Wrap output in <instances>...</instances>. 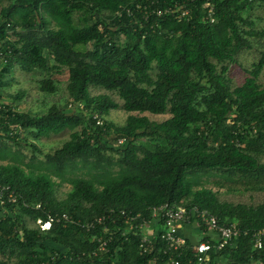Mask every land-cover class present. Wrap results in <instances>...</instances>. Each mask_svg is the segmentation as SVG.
<instances>
[{
    "label": "trees",
    "instance_id": "obj_1",
    "mask_svg": "<svg viewBox=\"0 0 264 264\" xmlns=\"http://www.w3.org/2000/svg\"><path fill=\"white\" fill-rule=\"evenodd\" d=\"M8 1L0 11V102L15 66L49 75L66 69L69 102L36 114L4 102L0 186H9L7 193L16 200L0 205V264H164L160 233L145 252L138 233L123 240L114 229L111 253L92 257L103 227L87 231L83 226L111 208L151 218V207L166 202L198 205L221 222L236 220L248 232L222 250H211L204 264H219L221 257L231 264H264V248L254 249L252 240L253 232L264 227V201L222 200L204 182L211 169L255 174L262 180L247 182L242 191H264V49L247 68L243 84L233 88L228 77L237 54L264 39V29L244 15L264 0ZM179 2L186 3L181 11L157 15ZM206 2L214 9V21ZM184 9L188 14L179 18ZM38 83L41 91H58L50 77ZM94 88L106 91L93 94ZM23 95L22 90L13 100ZM70 104L75 108L69 110ZM120 106L130 112L124 124L105 118ZM167 111L170 116L163 121L144 114ZM65 129L74 131L45 159L25 162L14 147L24 141L36 150L26 134L40 138ZM83 168L88 176L70 175ZM64 183L71 189L59 199ZM219 187L236 191L232 185ZM63 213L71 220L54 221L48 230L37 225L39 218ZM209 238L200 235L196 241ZM196 251L187 238L181 264L195 261Z\"/></svg>",
    "mask_w": 264,
    "mask_h": 264
},
{
    "label": "built area",
    "instance_id": "obj_2",
    "mask_svg": "<svg viewBox=\"0 0 264 264\" xmlns=\"http://www.w3.org/2000/svg\"><path fill=\"white\" fill-rule=\"evenodd\" d=\"M181 4L185 2L176 3L174 6H167L165 9H159L156 11L158 16L163 15L170 11H181L183 7ZM206 5L210 7L211 21H214L213 7L210 2H206ZM140 7V5H138ZM181 7V8H180ZM143 18L148 20L150 13L144 8ZM129 15L134 12L131 8L127 10ZM121 14V13H120ZM188 14V11L184 9L179 15V18H184ZM4 101L0 102V113L4 109ZM69 110L74 109V105H69ZM93 118L98 125L102 124V119L99 113H95ZM11 128L21 129L20 126H11ZM9 186H0V205H4L5 201H15L13 193H7ZM9 194V197H8ZM7 196V198H6ZM37 208L41 205L37 204ZM151 218L144 216L141 212L133 213L126 209L111 208L108 212L96 216L91 220L84 223L87 231H93L97 227H103V234L96 236V245L94 249L89 253L92 257L99 255H108L111 253V243L113 241L112 230L121 231V237H126L129 233L136 232L141 238L140 247L149 252L147 245L154 244V237L157 233H160V238L164 243L162 258L164 264H181L180 256L182 255L183 246L187 244V237L182 232V226L185 224H195L201 230V236L209 235V240H199L193 242L196 246V258L195 261H190V264H204L208 253L215 249L216 251L232 245L234 240L241 234H248L247 231H243L236 220H225L223 222L210 212L208 209L200 208L198 205H185V204H173L162 203L160 205L152 206L150 209ZM70 216L67 213H63L61 217L51 216L49 219L44 220L42 218L37 219V225L43 230H48L52 227L54 221H69ZM117 226V228L115 227ZM125 238H123L124 240ZM253 248H264V227L255 230L253 232ZM213 241V242H211ZM148 243V244H146ZM120 244V243H119ZM120 249V247H118ZM116 252L117 249H114ZM156 258L151 260V263L156 262ZM155 264V263H154Z\"/></svg>",
    "mask_w": 264,
    "mask_h": 264
},
{
    "label": "rangeland",
    "instance_id": "obj_3",
    "mask_svg": "<svg viewBox=\"0 0 264 264\" xmlns=\"http://www.w3.org/2000/svg\"><path fill=\"white\" fill-rule=\"evenodd\" d=\"M9 4L8 0H0V11L3 7ZM245 16H249L251 20L255 23V28L258 30L264 29V3H256L253 7L244 13ZM256 42V41H255ZM91 45H89L90 47ZM264 49V39L255 43V46L251 49H242L236 56V61L229 63L228 77L230 78V83L232 87L239 86L244 83L248 74L247 68H250L254 62H256ZM221 65H219L220 67ZM156 70L153 71L155 75ZM50 77L57 82L58 91L55 93H47L41 91L38 81L42 78ZM9 78H13L11 85L5 87L1 91V98L6 104H13L17 110L28 111L30 113H43L45 112L53 103H59L66 105L69 102V95L67 91L68 83V71L63 69L59 72L53 73L51 75L40 73H27L21 70L18 66H15L13 73L9 75ZM260 82L264 85V70L260 75ZM24 91V95L20 100H13L14 94H18L20 91ZM105 89L94 88L92 90L93 94L103 93ZM116 100L122 102L117 93L111 92ZM13 107V108H14ZM130 112L126 111L122 106L117 109L110 111L109 115L105 116L106 119L113 121L116 124H124L127 120ZM148 115L151 119L157 121H163L170 116L169 111L162 114H151L144 113ZM81 127L75 130H80ZM5 131V130H4ZM74 130L65 129L58 134H51L46 137L34 138L26 134L27 138L37 146L34 150L32 144L24 143L22 141L21 146L15 145L14 147L20 150L26 157L25 162L38 161L40 159H45L46 155L54 154L55 150L59 148L66 140L70 138L71 133ZM4 133V132H3ZM28 140V142H29ZM143 144H147L146 140L141 141ZM116 160V157L114 156ZM262 162H264V155L262 156ZM2 163V161H0ZM4 163V162H3ZM113 170L116 172L119 168L118 165L112 166ZM87 168L77 169L70 172V175H84L86 174ZM212 175L204 177L205 185L218 191L219 197L222 200H227L231 202H243L248 204H259L264 201V191L262 192H244L245 184L247 182L261 181L262 178L257 177L255 174L241 175L236 172L233 174L227 173L225 170L211 169ZM234 186L236 191L228 192L226 188L219 186ZM71 189V184L64 183L57 191V196L59 199H64L67 192ZM31 225H35L34 222L30 221ZM219 264H231L228 259L221 257ZM247 264H262L258 261L252 260Z\"/></svg>",
    "mask_w": 264,
    "mask_h": 264
},
{
    "label": "crops",
    "instance_id": "obj_4",
    "mask_svg": "<svg viewBox=\"0 0 264 264\" xmlns=\"http://www.w3.org/2000/svg\"><path fill=\"white\" fill-rule=\"evenodd\" d=\"M182 232L191 242H195L201 235V230L193 223L183 225Z\"/></svg>",
    "mask_w": 264,
    "mask_h": 264
}]
</instances>
